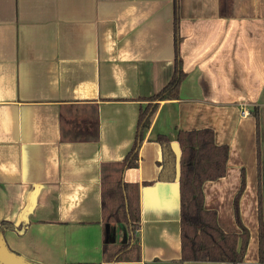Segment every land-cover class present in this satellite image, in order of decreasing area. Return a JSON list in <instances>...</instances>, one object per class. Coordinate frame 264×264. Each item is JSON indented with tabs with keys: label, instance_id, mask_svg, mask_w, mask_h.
Segmentation results:
<instances>
[{
	"label": "crops",
	"instance_id": "0c3cea01",
	"mask_svg": "<svg viewBox=\"0 0 264 264\" xmlns=\"http://www.w3.org/2000/svg\"><path fill=\"white\" fill-rule=\"evenodd\" d=\"M186 79L146 132L138 168L139 261H108L105 246L131 241L103 219L102 165L135 141L142 99L160 92L175 65V0H0V226L36 264H228L181 262L180 183L160 182L167 135L211 129L230 148L225 177L206 182L205 209L227 234L250 232L241 264H260L256 119L260 114L264 215V0H179Z\"/></svg>",
	"mask_w": 264,
	"mask_h": 264
},
{
	"label": "trees",
	"instance_id": "16d2710c",
	"mask_svg": "<svg viewBox=\"0 0 264 264\" xmlns=\"http://www.w3.org/2000/svg\"><path fill=\"white\" fill-rule=\"evenodd\" d=\"M175 70L169 83L153 96L145 97L139 111L136 136L133 146L121 162L102 165V202L103 219L106 224L125 223L131 235L127 245L114 249L105 246L103 253L108 261H139L142 256L136 233L140 229V185L124 182V174L131 168H138L140 149L146 139V132L151 127L155 114L163 101H177L180 89L187 77L181 57L182 37L179 31L180 2L175 0ZM256 119L258 148V181H259V257L264 264V215L263 198L261 196V147H260V114L258 108L251 112ZM163 152L161 171L158 181L180 183L181 200V262H211L241 264L244 262L250 240V232L243 225L240 216L241 196L245 191V177L235 197L234 216L241 233L227 234L218 223L216 212L205 209L203 187L206 182H215L225 177L230 148L220 146L215 141V132L211 129L196 131L180 130L178 143L182 149L178 159L167 135L157 138ZM23 224L2 222L0 236L7 231H22ZM86 264V263H81Z\"/></svg>",
	"mask_w": 264,
	"mask_h": 264
},
{
	"label": "water",
	"instance_id": "95a60500",
	"mask_svg": "<svg viewBox=\"0 0 264 264\" xmlns=\"http://www.w3.org/2000/svg\"><path fill=\"white\" fill-rule=\"evenodd\" d=\"M0 264H36L28 261L22 255L13 252L4 236H0Z\"/></svg>",
	"mask_w": 264,
	"mask_h": 264
}]
</instances>
